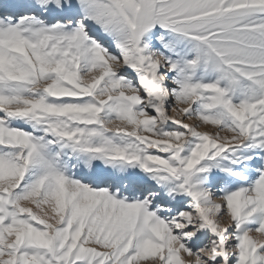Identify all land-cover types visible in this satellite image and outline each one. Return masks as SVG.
<instances>
[{
	"label": "snow or ice",
	"instance_id": "obj_1",
	"mask_svg": "<svg viewBox=\"0 0 264 264\" xmlns=\"http://www.w3.org/2000/svg\"><path fill=\"white\" fill-rule=\"evenodd\" d=\"M0 264H264V0H0Z\"/></svg>",
	"mask_w": 264,
	"mask_h": 264
}]
</instances>
